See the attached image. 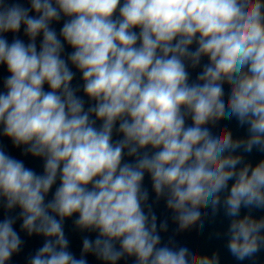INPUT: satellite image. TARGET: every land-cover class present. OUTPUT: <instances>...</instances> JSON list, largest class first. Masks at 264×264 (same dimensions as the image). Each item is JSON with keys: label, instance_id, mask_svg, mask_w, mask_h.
<instances>
[{"label": "clouds", "instance_id": "1", "mask_svg": "<svg viewBox=\"0 0 264 264\" xmlns=\"http://www.w3.org/2000/svg\"><path fill=\"white\" fill-rule=\"evenodd\" d=\"M0 66V134L43 161L0 147V203L19 209L0 220V264L22 250L17 221L43 237L27 264H220L164 240L161 200L175 234L223 210L232 257L264 250V159L246 160L264 154V0H0ZM69 219L95 233L79 256Z\"/></svg>", "mask_w": 264, "mask_h": 264}]
</instances>
